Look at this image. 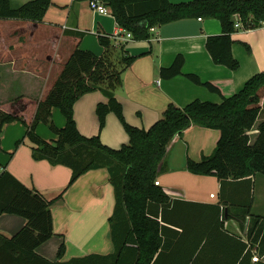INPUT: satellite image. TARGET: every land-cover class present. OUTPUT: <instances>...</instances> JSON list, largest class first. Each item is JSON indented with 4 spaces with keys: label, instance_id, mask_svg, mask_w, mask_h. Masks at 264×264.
Segmentation results:
<instances>
[{
    "label": "crops",
    "instance_id": "0c3cea01",
    "mask_svg": "<svg viewBox=\"0 0 264 264\" xmlns=\"http://www.w3.org/2000/svg\"><path fill=\"white\" fill-rule=\"evenodd\" d=\"M10 1L13 7H19L30 0H16L18 4ZM51 2L42 21L0 18L3 20L0 39H3L1 36L8 39V44L0 48L6 55L4 61H8V81L24 86L17 89H27L0 104L24 96L38 101L45 99L77 48L103 55L105 47L100 35L112 37L117 47L124 45L126 52L136 57L124 71L123 86L116 90V97L123 105L126 121L142 129L153 126L171 103L180 107L196 99L221 103L223 97L237 94L254 75L264 71V24L254 29H236L232 35V52L240 67L231 70L216 64L206 48L209 36L222 33L221 22L216 18H186L154 26L150 29V39L138 40L117 23L111 11L95 12L90 0ZM178 55L185 59L183 73L170 79L162 77L161 70L170 67ZM187 74L213 83L221 94L194 83ZM262 91L264 96V88ZM107 101L102 90L89 92L75 103L74 115L83 135H99L104 144L118 149L130 138L114 112L108 113L101 130L97 105ZM53 120L59 128L66 124L58 108L53 109ZM263 121L262 107L258 120L249 130L252 145L259 137V125ZM41 124L44 123L37 128L39 135L46 140L56 139V134L52 136ZM25 134L26 126L21 122L5 125L0 142V174L9 171L48 200L55 199L68 187L72 169L52 165L48 160H35L32 144L27 139L16 147V142ZM220 136L219 130L192 125L172 141L157 180L170 197L171 205L165 212L166 222L160 220L164 225V246L156 264L234 262L237 249L233 239L221 234L219 239H208L211 230L217 229L216 209L212 206L218 204L227 213L222 220L223 229L250 244V264H264V174L247 180H230L223 186L216 176L193 174L187 168L189 158L202 160L211 156ZM115 204V189L108 170L101 168L85 173L51 206L54 234L37 248V253L57 261L63 243L66 245L64 261L113 252L109 219ZM25 224L21 216L4 214L0 217V232L11 237ZM249 226L253 229L250 237ZM259 229V236L254 238ZM215 233L218 232L215 230ZM255 255L259 256L258 261H253Z\"/></svg>",
    "mask_w": 264,
    "mask_h": 264
},
{
    "label": "trees",
    "instance_id": "16d2710c",
    "mask_svg": "<svg viewBox=\"0 0 264 264\" xmlns=\"http://www.w3.org/2000/svg\"><path fill=\"white\" fill-rule=\"evenodd\" d=\"M99 1L109 8L117 23L138 40L150 39V29L154 26L186 18L218 19L222 33L209 36L206 48L216 64L231 70L240 67L232 52L237 17L251 29L264 24V0ZM51 3V0H30L13 7L10 0H0V18L42 21ZM100 42L105 47L101 56L81 48L72 53L45 99L38 101L24 96L0 104V141L6 124L21 122L26 126V134L16 142V147L27 139L32 144L35 160H48L52 165L72 169L68 187L52 200L36 188L26 186L9 171L0 174V217L13 214L26 220L11 237L0 232V264H156L164 246L161 221L166 222L165 212L171 205L170 197L157 180L172 141L192 125L219 130L221 136L211 156L202 160L188 159L190 172L216 176L223 186L230 180H247L264 174V121L259 125L260 134L255 144L250 143L249 135L264 108L261 95L264 71L254 75L237 94L223 97L221 103L200 99L185 107L171 103L153 126L142 129L126 121L123 105L116 97V90L123 86V73L136 57L130 56L124 45L117 47L110 36L100 35ZM245 46L251 51L248 44ZM184 64V57L178 55L170 67L161 70V76L170 79L182 74ZM186 76L221 94L213 83L203 82L195 74ZM98 89L108 98L107 102L97 105L101 130L108 113L114 112L129 135V142L118 149L104 144L99 135L87 137L78 129L75 103ZM54 108L60 109L66 118L62 128L54 123ZM40 123L48 124L56 139L46 140L40 136L37 132ZM101 168L108 170L115 189V210L109 219L114 251L64 261L66 245L63 243L57 261L38 254L37 248L54 234L51 206L82 175ZM212 207L216 209L217 229L211 230L208 239H219V234L233 239L237 257L231 264H250V244L225 231L222 220L227 213L219 204ZM260 231L255 232L254 238ZM252 234L249 226V237Z\"/></svg>",
    "mask_w": 264,
    "mask_h": 264
},
{
    "label": "rangeland",
    "instance_id": "374dc122",
    "mask_svg": "<svg viewBox=\"0 0 264 264\" xmlns=\"http://www.w3.org/2000/svg\"><path fill=\"white\" fill-rule=\"evenodd\" d=\"M14 4H18L16 2V0H14ZM0 23L2 24L3 20L0 19ZM1 38H3V39H0V48L3 47V45H5V43L8 44V39H6L3 36H1ZM2 51L3 50L0 49V78H1L0 79V101L13 98V97L17 96L18 94H20V92L21 93L27 92L26 88L17 89V88H22L24 86L18 87L17 85L13 84L10 80L8 81V61L7 62L4 61L6 59L5 58L6 55ZM1 59H3V62H1ZM262 93H263V91L261 92V95H262ZM41 125H42L41 127H44L45 130L48 129L51 135H52V133L55 134L48 124L44 123ZM1 141H2V139H1ZM6 155H8V153H6Z\"/></svg>",
    "mask_w": 264,
    "mask_h": 264
},
{
    "label": "built area",
    "instance_id": "2783aa9c",
    "mask_svg": "<svg viewBox=\"0 0 264 264\" xmlns=\"http://www.w3.org/2000/svg\"><path fill=\"white\" fill-rule=\"evenodd\" d=\"M91 3V7L95 12H99L102 14H107L110 12L109 8L107 6H105L102 2H100L99 0H90ZM236 29L239 28H244V24L242 23L241 19L239 17H237V22L235 24ZM128 37H131V33L127 34ZM158 184V182H157ZM253 261H258L259 260V256L255 255L253 256Z\"/></svg>",
    "mask_w": 264,
    "mask_h": 264
}]
</instances>
